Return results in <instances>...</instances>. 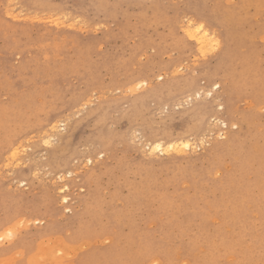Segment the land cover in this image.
Instances as JSON below:
<instances>
[{
  "label": "rangeland",
  "instance_id": "374dc122",
  "mask_svg": "<svg viewBox=\"0 0 264 264\" xmlns=\"http://www.w3.org/2000/svg\"><path fill=\"white\" fill-rule=\"evenodd\" d=\"M2 221L0 264H264V0H0Z\"/></svg>",
  "mask_w": 264,
  "mask_h": 264
},
{
  "label": "bare ground",
  "instance_id": "6f19581e",
  "mask_svg": "<svg viewBox=\"0 0 264 264\" xmlns=\"http://www.w3.org/2000/svg\"><path fill=\"white\" fill-rule=\"evenodd\" d=\"M16 15H19V14H16ZM15 17V16H14ZM57 21H59V20H57ZM72 21V20H71ZM192 22V21H191ZM193 22H194V20H193ZM193 22H192V25H190V24H188L187 26L188 27H190V26H193V27H190L191 29H195V28H197L196 30H197V32H196V30L195 31H190V30H188V27L186 26V30H188L187 31V33H188V35L190 36V37H194V38H196L198 41H199V43L201 44V43H206V42H208V41H217L216 43L217 44H219V42H220V40H219V35L214 31V30H211L208 26H206V24L202 21H197V22H195L194 24H193ZM185 25V24H184ZM201 25H202V27H201ZM200 35V36H199ZM211 39V40H210ZM203 44V45H204ZM208 44V43H207ZM216 44V45H217ZM206 45V44H205ZM215 45V44H214ZM205 47V46H204ZM207 49V48H206ZM210 49V48H209ZM225 53V52H224ZM224 53H222V54H224ZM227 53V52H226ZM225 55H228V54H225ZM226 59V58H225ZM218 61V60H217ZM222 61V60H221ZM213 63V62H212ZM218 63V62H217ZM222 63V62H221ZM223 63H225V62H223ZM222 63V64H223ZM224 65V64H223ZM225 65H226V63H225ZM215 66V65H214ZM206 67V66H205ZM223 68V67H222ZM197 69V68H196ZM199 69V68H198ZM198 69L196 70V74L193 72L194 70H190V72H189V76L187 77V79L185 80V84L183 83V86L185 85V87H188L189 85H191L193 82H195V84H197V85H199V84H202L201 82L203 81V79H202V77L204 76V77H208V78H210L211 76V73H210V71H208V72H205V71H203V69L201 70L200 69V71L199 72H197L198 71ZM212 69V68H211ZM209 70V69H208ZM213 71H215V73L217 72V70H214L213 69ZM212 71V72H213ZM225 71H227V70H225ZM222 72V71H221ZM210 74V75H209ZM217 74V73H216ZM227 75V74H226ZM240 75V74H239ZM240 78H241V76H239ZM239 77H237V75H236V78H238L239 79ZM184 78H185V76H184ZM183 78V79H184ZM213 80L214 79H218L219 81H217V82H214L213 84H212V87H211V91L209 90L208 92H206V95L207 96H209V93L211 92V95L213 94L212 93V89L213 88H215V87H217V85H218V87L219 86H224L226 83H225V80L224 79H222V78H220L219 76H218V74L216 75V77H211ZM242 78H243V76H242ZM159 79H163V77L162 76H159ZM181 80V79H180ZM240 80V79H239ZM241 80H243V79H241ZM240 80V81H241ZM179 83H181V81L179 82L178 81V84ZM138 85H139V87H142L141 85H148V81H147V79H145V80H142V81H139V83H138ZM181 85V84H180ZM179 85V86H180ZM178 86V87H179ZM182 86V85H181ZM184 87V88H185ZM183 88V87H182ZM181 88V89H182ZM220 88V87H219ZM140 89H142V88H140ZM186 89V88H185ZM218 89V88H217ZM178 91H179V89H178ZM181 91V90H180ZM183 91V90H182ZM181 93V92H180ZM186 93L187 94H189V95H187L186 97H190L191 95L192 96H195V98L197 99V98H201L202 97V94H201V89H196V90H194V94H190V92H187L186 91ZM193 93V92H192ZM182 94V93H181ZM184 94V93H183ZM203 98V97H202ZM188 99V98H187ZM249 100V99H248ZM191 101V100H190ZM225 104H226V107H228V109L230 108L231 109V101L229 100V99H227V98H225ZM220 105H223L222 103L220 104ZM201 106L202 105H192V107L190 108V109H188V110H186V111H184L186 114H188L189 116H194V115H200L201 116V118L202 117H204V115H205V111L206 110H204L203 108H201ZM237 116V115H236ZM211 117H212V115H211ZM233 119H235V118H233ZM240 119L241 118H239L238 120V122H235V123H233V125H235L236 126V128L237 127H239V124H240V128H242L241 127V124H242V122L240 121ZM55 120H57V119H55ZM232 120V119H231ZM58 121V120H57ZM64 121V120H63ZM62 120L60 121L59 120V122H63ZM237 121V120H236ZM55 122V121H54ZM206 122V121H205ZM52 123V122H51ZM223 123L225 124V126L227 125L228 126V123H227V121H223ZM63 124H65V123H63ZM231 124V123H230ZM55 126V123H53L52 124V127H54ZM61 126V125H60ZM65 126V125H64ZM232 126V125H231ZM47 127H49V126H46L45 128H47ZM44 128V129H45ZM43 129V130H44ZM48 130H50V129H48ZM48 130L46 131V132H48ZM56 131V130H55ZM54 131V132H55ZM59 131V130H58ZM49 132H51V131H49ZM58 133V132H57ZM205 134V133H204ZM55 136V133H49V134H47V135H45L44 136V139L45 140H47V144L46 145H48L50 142V140H52V138H55L54 137ZM69 137H70V135H69ZM201 139H203V137H200ZM49 139V140H48ZM189 140L190 139H185V140H182V139H180V140H171V141H169L168 143H166L165 144V142L164 141H162V140H152V141H150L149 142V145H150V148L153 150V152H159V153H161V154H164L165 152H167V151H169V150H172V149H177V147L178 146H180L181 144H183V148H186V151H187V148H191V145L193 144V142H189ZM24 141H25V139H24ZM52 141H54V140H52ZM59 141V140H58ZM20 142V141H19ZM21 142H23V140L21 141ZM51 145H53V144H51ZM194 145V144H193ZM21 147H25L23 144H21L20 143V145L18 144V145H13L12 147H11V152H12V157H18V156H20V152L21 151H19V149L21 148ZM103 147H105V146H103ZM192 149V148H191ZM180 150V149H179ZM185 150V149H184ZM173 151V150H172ZM185 151V152H186ZM23 152V151H22ZM51 152V151H50ZM170 153V152H169ZM180 153H182V152H180ZM168 154V153H167ZM56 153H53L52 154V158H54L55 159V161L53 162L54 164H56L54 167H55V169H59L60 167H63V166H65V164L67 165L68 163L67 162H60V161H57V159L55 158L56 157ZM73 175V171H71V170H69V171H67V176H69V177H71ZM73 177V176H72ZM86 183H87V179H85L84 180ZM66 188H68L67 186H65V188L64 189H62V191H64ZM87 199H89V198H87ZM81 200H82V198H81ZM91 200V199H90ZM64 201L65 202H68V198L67 197H64ZM82 204V203H81ZM88 204H89V202H88ZM96 205V204H95ZM84 206V205H83ZM91 207V208H90ZM93 207L94 206H92V205H87L86 206V209H85V211H82V212H74L71 216H70V218H67L66 219V221H64V226L65 227H69V226H74L75 224H79L80 223V225H82L83 223H85V221L86 220H88L89 218V221L90 220H92L91 219V217H93V214H94V212H93ZM96 207V206H95ZM90 208V209H89ZM69 210V209H68ZM60 215V214H59ZM58 217V216H57ZM31 220V219H30ZM35 220V219H34ZM13 223V222H12ZM6 224V221H2V222H0V229L2 228V229H5V227H4V225ZM4 227V228H3ZM54 227V225L51 223V224H49L47 227H46V230L47 229H52ZM18 229V228H17ZM41 232V230L38 232V234ZM99 240V239H98ZM52 243V242H51ZM72 248V247H71ZM38 251V250H37ZM76 252V251H75ZM73 253V252H72ZM1 259V258H0ZM154 259V258H153ZM4 261V260H3ZM152 261V260H151ZM11 263V262H10ZM65 263V262H64Z\"/></svg>",
  "mask_w": 264,
  "mask_h": 264
},
{
  "label": "snow or ice",
  "instance_id": "6c2138e0",
  "mask_svg": "<svg viewBox=\"0 0 264 264\" xmlns=\"http://www.w3.org/2000/svg\"><path fill=\"white\" fill-rule=\"evenodd\" d=\"M201 27H202V25H201ZM217 87H218V85H217ZM209 95H211V92L209 93Z\"/></svg>",
  "mask_w": 264,
  "mask_h": 264
}]
</instances>
